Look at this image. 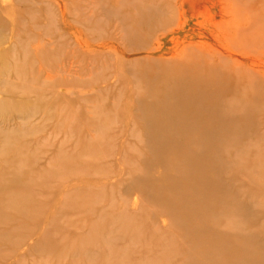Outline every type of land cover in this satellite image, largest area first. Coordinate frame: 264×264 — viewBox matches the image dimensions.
I'll return each instance as SVG.
<instances>
[{
    "label": "rangeland",
    "instance_id": "obj_1",
    "mask_svg": "<svg viewBox=\"0 0 264 264\" xmlns=\"http://www.w3.org/2000/svg\"><path fill=\"white\" fill-rule=\"evenodd\" d=\"M263 5L0 0V264H212L224 252L217 236L230 246L227 264H264ZM240 21L241 40L232 35ZM194 110L206 122L196 113L192 123ZM215 187L241 210L221 211Z\"/></svg>",
    "mask_w": 264,
    "mask_h": 264
},
{
    "label": "bare ground",
    "instance_id": "obj_2",
    "mask_svg": "<svg viewBox=\"0 0 264 264\" xmlns=\"http://www.w3.org/2000/svg\"><path fill=\"white\" fill-rule=\"evenodd\" d=\"M175 5H176V4H175ZM181 8H182V7H181ZM183 10H184V9H183ZM257 15H258V17H257V20H256V25H258L257 27H259L260 34H261V35H260V37H261V42H259V45H260V47H264V5H263V6H258V14H257ZM237 22H238V21H237ZM237 22H234V23L232 24V28L234 29L232 35L235 36V37H237V38H239V39L241 40V38H242V34H243L242 31H241V29L243 28V26H241V24H242L241 21H240V23H237ZM253 26H254V25H253ZM247 32H248V31H247ZM256 32H257V31H256V29H255V31L251 34V35H252L251 37H255L256 35H258ZM245 34H246V33H245ZM243 40L246 41V42L249 41V39H247V38H244ZM197 59H198V58H197ZM202 59H204V58H202ZM193 60H196V59H193ZM235 64H236V63H235ZM240 66H241V68H242V65H241V64H240ZM6 68H7L6 60H5V59H2V58L0 57V71L4 70V69H6ZM252 70H257V69H252ZM163 76L165 77V75H163ZM163 76H161V80H164V82H163V81H160L159 85H160V84H164L163 86H165V89H166L167 86H168L170 83L167 82L168 84L166 83L167 85H165V81H166V80L163 79V78H164ZM262 77L264 78V74H263ZM165 78H166V77H165ZM240 78H241V77H240ZM161 82H163V83H161ZM171 85H172V83H171ZM180 85H181V83H180ZM184 85H185V84L182 83V86H184ZM160 86H161V85H160ZM169 86H170V85H169ZM182 86H181V87H182ZM177 87H178V89H179V86H177ZM177 87L175 86V87H173V88L176 89ZM181 87H180V88H181ZM153 88H154V87H153ZM155 88H156V87H155ZM155 88L152 89V87H151L152 90H155ZM160 88H161V87L158 88L159 91H160L161 93H165V91L162 92V90H163L164 88L162 87V88H163V89L161 88L162 90H161ZM168 88H169V87H168ZM168 88H167V89H168ZM202 88L204 89V87H201V89H202ZM156 89H157V88H156ZM158 89H157V90H158ZM167 89H166V90H167ZM171 89H172V88H171ZM181 89H182V88H181ZM185 89H186V87H184V90H185ZM157 90H155V92H157ZM169 90H170V88H169ZM169 90H168V91H169ZM172 90H173V89H172ZM172 90H171V91H172ZM176 90H177V89H176ZM182 90H183V89H182ZM188 90H189V89H188ZM246 90H248V88H247ZM200 91L203 92V90H200ZM177 92L180 93L179 91H177ZM183 92L186 93V92H187V89H186L185 91H183ZM190 92H191V89H190ZM192 92H194V91L192 90ZM208 92H210V90H209ZM208 92H207V93H208ZM151 93H152V92H151ZM161 93H160V95H161ZM171 93H172V92H171ZM171 93L168 92V94H167V92H166V95H165V96L169 95V99H170V95L172 96ZM174 93H176V92H174ZM185 93H184V94H185ZM187 93H189V91H188ZM176 94H177V93H176ZM180 94H182V91H181ZM180 94H179V95H180ZM184 94H183V95H184ZM189 94H190V96H191V93H189ZM189 94H187V95L189 96ZM193 94H194V93H193ZM193 94H192V95H193ZM155 95H158V94L156 93ZM160 95H159V96H160ZM187 95H186V94L184 95V96L186 97V99H187ZM177 96H178V94L176 95V98H177ZM178 97H179L178 99L180 100V99H181L180 97H182V95H180V96H178ZM185 97H184V98H185ZM193 97H194V96H193ZM193 97H189V98H193ZM202 97H203V93H202ZM157 98H158V97H157ZM160 98H164V97H163V96H160ZM176 98H174V100H175ZM189 98H188V99H189ZM169 99H168V101H169ZM178 99H177V100H178ZM188 99H187V100H188ZM193 99H194V98H193ZM161 100H162V99H161ZM184 100H185V99H184ZM184 100H182V101H184ZM191 100H192V99H190L188 102L185 100L184 102H186V103H184V104L187 105ZM206 100H207V99H206ZM162 101H163V100H162ZM162 101H161V102H162ZM175 101H176V100H175ZM182 101H180V102L183 103ZM180 102H179V101H178V102H174L175 104H176V103L179 104V106L174 105V106H176V109H177V107H180ZM193 102H194V100H193ZM221 102H223V101H221ZM157 103L160 104L159 99H158ZM166 103H168V102H166ZM190 103H191V102H190ZM194 103H195L196 105H199V103L197 104L196 101H195ZM209 103H210V102H209ZM212 103H213V102H212ZM217 103H220V102H217ZM192 104H193V103H192ZM192 104H190V105L188 104V107H189V106H190V107H191V106L193 107ZM195 104H194V105H195ZM223 104H226V103L223 102L222 104H219V105L216 104V105H214V107L216 106L215 108H217V105L220 107V111H221L220 114H222V112H223L222 110L224 109ZM227 104H228V103H227ZM161 105H162V104H161ZM161 105H160V106H161ZM186 105H185V106H182V108H183V107L186 108ZM196 105H195V106H196ZM203 105H204V104H203ZM221 105H222V108H223V109L221 108ZM157 106H158V105H156V107H154V108H159V107H160V106H158V107H157ZM162 106L164 107L165 105L163 104ZM195 106H194V107H195ZM201 106H202V105H201ZM201 106H199V109H202V107H203V108L205 107V105L202 106V107H201ZM212 106H213V105H212ZM224 106H225V109L227 110V109H229V106H230V105L228 106V108H226L227 105H224ZM163 107H162V108H163ZM167 107H168V106H167ZM188 107H187V108H188ZM196 107H198V106H196ZM200 107H201V108H200ZM219 107H218V108H219ZM154 108H152V109H154ZM170 108H171V107H170ZM170 108H169V109H170ZM184 108H183V109L180 108L181 110H183L182 113L184 112ZM218 108H217V109H218ZM191 109H192V108H191ZM191 109H190V110H191ZM211 109H212V108H211ZM221 109H222V110H221ZM231 109H233V108H230V110H231ZM159 110H160V109H159ZM159 110H155V111H159ZM192 110H193V109H192ZM192 110H191V111H192ZM203 110H204V109H203ZM205 110H207V109H205ZM205 110H204V111H205ZM212 110H213V109H212ZM15 111H18V112H20V111H25L24 113H25V114H28V113L30 112V109L27 108V107H21V106H18V107L15 108ZM152 111H153V110H152ZM165 111H167V110L165 109ZM165 111H164V109H162L163 117H164V115H165V113H164ZM173 111L175 112L176 110L174 109ZM173 111H172V112H173ZM186 111H189V108L186 109ZM195 111H196V110H194V115H193V116L191 115L193 112H191V114L189 115V118H191V119H190L191 122H192V117L195 118V114L197 113V112H195ZM233 111L235 112V110H233ZM169 112H170V110H169ZM169 112H168V113H169ZM172 112H171V113H172ZM205 112H206V111H205ZM224 112H225V111H224ZM227 112H228V110L226 111V114H227ZM154 113H155V112L153 111V114H154ZM168 113H167V114H168ZM171 113H169L168 115L172 116V118H173V115H171ZM202 113H203V112H202ZM202 113H201V114H202ZM148 114H149V113H148ZM157 114H158V113H157ZM167 114H166V116H167ZM180 114H181V112H180ZM180 114H179V117H180ZM187 114H188V112H187ZM198 114H199V116H201L200 113L198 112V113L196 114V116H197L196 118H198ZM204 114H205V113H204ZM211 114H212V113H211ZM220 114H219V115H220ZM160 115H161V114H160ZM174 115H175V114H174ZM181 115H186V114L183 113V114H181ZM209 115H210V114H209ZM216 115H218V113H217ZM224 115H225V113H224ZM26 116H29V115H26ZM166 116H165V117H166ZM190 116H191V117H190ZM202 116H203V115H202ZM202 116H201V117H202ZM204 116L207 117V115H204ZM229 116H230V115H229V112H228V117H229ZM168 117H169V116H168ZM179 117H177V118H179ZM186 117L188 118V116H186ZM222 117L224 118L223 115H222ZM222 117H221V115H220L219 118L221 119ZM225 117H226V116H225ZM240 117H241V119L244 118V117L242 118L241 115H240ZM170 118H171V117H170ZM177 118H176V119H177ZM180 118H181V117H180ZM184 118H185V116H184ZM196 118H195V119H196ZM202 118L204 119L205 117H202ZM202 118H201V119H202ZM223 118H222L221 121H224V120L226 119V118H224V120H223ZM229 118H230V117H229ZM229 118H227V119H229ZM238 118H239V117H238ZM174 119H175V118H174ZM176 119H175V120H176ZM182 119H183V118H182ZM182 119H181V120H182ZM198 119H200V118H198ZM198 119H197V120H198ZM201 119H200V121L203 120V119H202V120H201ZM205 119H206V118H205ZM205 119H204V121L206 122V120L208 119V117H207L206 120H205ZM212 119H214V118L212 117ZM241 119H240V121H242ZM178 120H180V119H178ZM178 120L174 121V120L172 119V122L174 121L173 123H177V122H179ZM181 120H180V121H181ZM184 120H186V119H184ZM182 121H183V120H182ZM187 121H188V120H186V121H184V122H185L186 124H188ZM193 121H194V120H193ZM195 121H196V120H195ZM195 121L192 122V123H196V122H197V121H196V122H195ZM211 121L213 122V124H215V128H216V125H217V123L215 122L216 120H211ZM211 121H210V124L212 123ZM227 121H228V120H227ZM240 121L238 122L239 124L241 123ZM191 122H190L188 125H190ZM202 122H203V121H202ZM202 122H201V123H202ZM214 122H215V123H214ZM228 122H229V121H228ZM228 122H227V123H228ZM231 122H232V119H231ZM152 123H153V122H152ZM152 123H151V124H152ZM160 123H161V121H160ZM185 123H184L183 125H185ZM207 123H208V122H207ZM224 123H225V121H224ZM224 123H222L221 125H223ZM227 123H226V124H227ZM213 124H212V125H213ZM229 124H230V123H229ZM236 124H237V121H236ZM241 124H242V123H241ZM241 124H240V125H241ZM149 125H150V124H149ZM179 125H180V124H179ZM179 125H178V126H179ZM188 125H187V127H188ZM191 125H192V124H191ZM191 125H190V126H191ZM193 125H194V124H193ZM193 125H192V126H193ZM201 125H203V124H200L199 126L201 127ZM212 125H211V126H212ZM152 126L155 127L156 124H155V125L152 124L151 127H152ZM160 126H162V125H160ZM160 126H159V125L156 126L155 129H156V128L159 129ZM192 126H191V127H192ZM206 126L208 127V124H207ZM206 126H205V123H204V126H202V127H206ZM229 126H230V125H229ZM149 127H150V126H149ZM154 127L151 128V129H152V130H150L151 132L154 130ZM173 127H174V126H172V128H173ZM180 127H181L182 129H184V130L187 129L186 127H185V128H183L182 126H180ZM180 127H179V128H180ZM191 127H190V128H191ZM223 127H224V125H223ZM237 127H238V126H237ZM240 127H241V126H240ZM161 128H164V126H163V127H160V129H161ZM174 128H175V127H174ZM176 128H177V127H176ZM188 128H189V127H188ZM190 128H189V130H190ZM228 128H231V127H228ZM228 128H227V130L225 129L226 132H228V131L230 132V130H229ZM191 129H192V128H191ZM203 129H204V128H203ZM205 129H206V128H205ZM205 129H204V131L207 132V130H205ZM221 129H222V128H221ZM223 129H224V128H223ZM166 130H168V129L165 128V130H161L162 132H161V131H158V133H160V132H161V133H165L164 131H166ZM169 130H170V129H169ZM184 130H182V131L184 132ZM189 130H188V131H189ZM179 131H181V130H178V131H177V132L180 134ZM204 131H203V132H204ZM208 131H210V129H208ZM151 132H150V133H151ZM154 132H157V131L154 130ZM166 132L168 133V131H166ZM169 132H170V131H169ZM183 132H181V134H182ZM185 132H186V131H185ZM200 132H201V131H200ZM167 133H166V134H167ZM188 133H190V132H188ZM207 133H208V132H207ZM153 134H154V133H153ZM153 134H152V135H153ZM183 134H184V133H183ZM198 134L201 135L200 133H198ZM204 134H206V133L204 132ZM206 135H207V134H206ZM208 135H209V134H208ZM160 136H161V134H160ZM188 137H189V136H188ZM188 137H186V138H188ZM196 138H197V137H196ZM196 138H195V139H196ZM202 138L204 139L205 137H202ZM195 139H194V140H195ZM197 139L199 140V139H200V136H199ZM203 139H202V140H203ZM210 139H211V138H210ZM166 140H167V139H166ZM191 140H192V139H191ZM191 140H190V141H191ZM204 140H206V138H205ZM204 140H203V141H204ZM208 140H209V139H208ZM208 140L206 141L207 144L210 142V140H209V141H208ZM164 141H165V140H164ZM185 141H186V140H185ZM185 141H184V142H185ZM187 141H188V140H187ZM187 141H186V143H187ZM195 141H196V140H195ZM193 142H194V141H193ZM198 142H199V141H198ZM198 142L196 141V142H194V143H195V144H198ZM204 142H205V141H204ZM211 142H212V140H211ZM211 142L209 143V146H211V147H213L214 145L217 144V143L214 144V142H213V144H211ZM189 143H192V142H189V141H188L187 144H189ZM199 143H200V142H199ZM163 144L165 145V143H163ZM184 144H185V143H184ZM187 144H186V146L184 145L183 148H184V147H185V148H188V147H187ZM210 144H211V145H210ZM222 144H223V143H222ZM181 145H182V144H181ZM193 145H194V144H193ZM198 145H199V144H198ZM201 145H202V144L200 143V146H201ZM167 146H168V145H166V147H167ZM191 146H192V145H190V149H192ZM204 146H205V144H204L202 147L204 148ZM220 146H221V145H220ZM220 146H219L218 148H216L217 150L215 149L216 152L219 150ZM178 147L180 148V146H178ZM215 147H216V146H215ZM222 147H223V149L225 148V147H224V144H223ZM179 148H178V149H179ZM183 148H182V150H184ZM206 148H208V147H206ZM211 149H212V148H210L209 150L211 151ZM185 150H186V149H185ZM187 150L189 151V149H187ZM220 150H221V149H220ZM220 150L217 152L218 154H219ZM225 150L227 151L226 148H225ZM178 151H180V150H178ZM212 151H213V150H212ZM181 152H182V151H181ZM181 152H179L178 155H180ZM183 152H185V151H183ZM190 152H191V151H190ZM192 152H193L194 155H195V152H194L193 150H192ZM223 152H224V151L221 150V153H222V154H224ZM188 153H189V152H188ZM205 153H206V152H204L203 154L205 155ZM221 153H220V154H221ZM203 154H202V156H204ZM206 154H207V153H206ZM208 154H209V153H208ZM210 154H211V153H210ZM181 155H182V154H181ZM197 156H198V155H197ZM200 156H201V155H200ZM205 156H207V155H205ZM209 156H210V158L212 157L211 155H209ZM216 156H217V155H216ZM221 156H222V155H221ZM221 156H220V157H221ZM189 157L192 159V160H191V159H190V160H191L192 162H194L193 160H195V159H193L191 156H189ZM220 157H219V158H220ZM179 158H180V157H179ZM182 158H185V157L183 156ZM201 158H202V157H201ZM203 158H204V157H203ZM205 158H206V157H205ZM207 159H209V157H208ZM174 160H176V159H174ZM174 160H173V162H175ZM181 160H182V159H181ZM181 160H180V161H181ZM183 160H184V159H183ZM186 160H189V158H187ZM186 160H185V161H186ZM209 160L211 161V159H209ZM209 160H208V161H209ZM195 161H198V160H195ZM176 162H177V161H176ZM204 162H205V161H204ZM170 163L172 164L171 159H170ZM170 163H169V166L171 165ZM194 163H196V162H194ZM194 163H193V164H194ZM197 163H199V162H197ZM200 163L202 164V162H200ZM208 163H209V162H208ZM179 164H180V163H179ZM193 164H188V163H187L188 166H189V165H193ZM173 165H176V164H172V166H173ZM184 165L186 166V164H184ZM197 165H198V164H197ZM203 165H204V163H203ZM193 166H194V165H193ZM206 166H207V164H206ZM175 167H178V165L175 166ZM175 167H174V168H175ZM183 167H184V166H183ZM190 167H191V166H190ZM190 167H189V168H190ZM195 167H196V169H199L201 166H200L199 168H197L198 166L195 165ZM202 167H203V166H202ZM202 167H201V170H203ZM165 168H166V167H165ZM178 168H180V167H178ZM189 168L187 169V171L190 170ZM175 169H177V168H175ZM183 169H184V168H183ZM192 169H193V167H192ZM165 170H166V169H165ZM167 170H168V169H167ZM180 170H181V169H179V171H180ZM201 170H200V173H198L199 171H197L196 173H198L199 175H202V174L204 175V172L202 171V172H203V173H202ZM177 171H178V170H177ZM179 171H178V172H179ZM182 171H184V170H181L180 173H181ZM185 171H186V169H185ZM191 171H193V170H191ZM165 173H166V172H165ZM165 173H163V174H165ZM180 173H178V174H180ZM188 173H189V172H187V174H188ZM201 173H202V174H201ZM178 174H177V176H179ZM190 174H192V173H190ZM167 175H168V174H167ZM182 175H183L182 177H184V173H183V172H182ZM185 175H186V173H185ZM203 175H202V177H204V178L201 179L202 181L205 180V176H203ZM188 176H189V175H188ZM210 176H213V174L211 173ZM168 177H169V176H168ZM180 177H181V176H180ZM180 177H179V179H180ZM189 177L191 178V176H189ZM202 177H201V178H202ZM214 177H215V176H214ZM163 178H164V177H163ZM166 178H167V177H166ZM176 178H177V177H176ZM176 178H175V179H176ZM171 179H172V178H171ZM182 179H183V178H182ZM187 179H188V178H186V182H184V183H187ZM211 179H212V177H211ZM164 180H166V179H164ZM173 180H174V179H173ZM189 180H190V179H189ZM189 180H188V181H189ZM168 181H171V182H172V180H170V179H168ZM177 181H181V180H177ZM177 181H175V182H177ZM190 181H191V180H190ZM202 181H201V182H202ZM209 181H211V180H209ZM191 182H192V181H191ZM206 182H207V181H206ZM216 182H217V180H216ZM216 182H215V184H216ZM169 183H170V182H169ZM169 183H168V185H169ZM173 183H174V181H173ZM173 183H172V185H177V184H173ZM178 184H179V183H178ZM202 184H203V183H202ZM205 184H206V183H205ZM186 185H187V184H186ZM218 185H219V183H218ZM218 185H217V186H218ZM170 186H171V185H169V189H170V191H171L173 188H175V187H172V189H171ZM180 186H181V184H180L178 187H180ZM165 187H166V190H168L167 185H166ZM165 187H164V188H165ZM185 187H186V186H185ZM204 187H205V185H204ZM158 188L161 189V187H158ZM205 188H206V187H205ZM207 188H208V185H207ZM220 188H224V187L222 186V187H220ZM175 189H176V190H175ZM175 189H174L175 191H174V190H172V191H174V192L178 191L177 188H175ZM181 189H182V187H181ZM185 189H186V188H185ZM188 189H189V187H188ZM188 189H186V190H188ZM211 189H212V188H211ZM211 189H209V190H210V194H213V193L219 192V193H217V195H216L215 197L213 196L214 194L211 195V196H212V198L214 199L213 201H215V203H217L218 205L221 204L220 207H219L220 210H221L222 207H223L222 210L224 209V211L226 210L225 208H227V209L229 208L230 210H227L228 213H229V211H231V213H232V212L234 213V211H236V210H238V209L241 208L240 205H237V206L240 207V208H235V206H230L229 204H226V203L228 202V201H227L228 196H227V198H225L224 195H223L224 193H222V194L220 193V191H221V192L223 191L222 189H220V191H218L219 188H218V190H217V188L215 187V189L217 190L216 192H212ZM215 189H214V190H215ZM161 190H163V189H161ZM179 190H180V189H179ZM203 190H204V188H203ZM212 190H213V189H212ZM214 190H213V191H214ZM157 191H158V189H157ZM168 191H169V190H168ZM170 191H169V192H170ZM172 191H171V192H172ZM158 192H159V191H158ZM174 192H173V193H174ZM188 192H189V190H188ZM207 192H208V191H207ZM223 192H224V191H223ZM179 193H180V192H179ZM179 193H177V195H178ZM185 193H186V192H185ZM185 193H182V194H185ZM202 193H203V192H202ZM189 194H190V193H189ZM189 194H188V195H189ZM199 194H200V193H197V195H196L197 198H198V196L200 197ZM204 194H205V193H204ZM204 194L201 195V196L204 197ZM210 194H209V195H210ZM190 196H191V195H190ZM194 196H195V195H194ZM209 197H210V196H209ZM209 197H208V198H209ZM191 198H193V196H191ZM197 198H196V199H197ZM200 198H201V197H200ZM210 198H211V197H210ZM212 198H211V199H212ZM188 199H190V197H189ZM204 199H205V201L207 200L206 197H204ZM193 200H194V202H195V199H193ZM197 200H201V199H197ZM176 202H178V200L175 201V205H176ZM179 202H180V201H179ZM179 202H178V203H179ZM189 202H190V201H189ZM196 202H197V201H196ZM208 202H210V201L208 200ZM178 203H177V204H178ZM205 203H206V202H205ZM210 203H211V202H210ZM212 203H213V202H212ZM168 204H169V203H168ZM187 204L189 205L190 203H187ZM187 204H186V206H187ZM193 204H194V203H193ZM193 204H191V205L193 206ZM203 204H204V202L201 203V205H203ZM173 205H174V204H173ZM175 205H174V206H175ZM183 205H184V202H183ZM191 205H189V206H191ZM195 205H198V202H197V204H195ZM228 205H229V206H228ZM180 206H181L180 204H179V206H177V210H179L178 207H180ZM192 206H191V209H192ZM212 206H213V205H212ZM175 207H176V206H175ZM175 207H173V208H175ZM183 207H184V206H183ZM193 207H194V206H193ZM196 207H197V206H195L193 209H195ZM203 207H204V205H203ZM216 207H217V206L215 205V208H216ZM170 208H171V207H170ZM197 208H198V207H197ZM199 208H200V207H199ZM212 208H213V207H212ZM242 208H243V207H242ZM184 209H185V208H184ZM186 209H188V207H187ZM186 209H185V210H186ZM171 210H173V209H171ZM180 210H181V209H180ZM195 210H196V209H195ZM199 210H201V209H199ZM215 210H216V209H215ZM222 210H221V211H222ZM240 210H241V209H240ZM175 211H176V209H175ZM202 211H203V210H202ZM216 211H218L217 213H219V214L221 213V211L219 212V210H216ZM176 212H177V213L174 214V215H177V214H178V215H181L180 212H178V211H176ZM181 212H182V211H181ZM203 212H204V211H203ZM212 212H213V211H212ZM214 212H215V211H214ZM214 212H213V213H214ZM243 212H244V211H243ZM173 213H174V212H173ZM197 213L199 214V211H198ZM213 213H212V214H213ZM224 213H225V212H224ZM198 214H197V215H198ZM201 214H203V213H201ZM222 214H223V213H222ZM184 215H185V213H184ZM197 215H195V218H197V217H196ZM217 215H218V214H217ZM198 216H200V215H198ZM208 216H210V215H208ZM239 216H241V215L239 214ZM243 216H244V215H243ZM174 217H175V216H174ZM181 217H182V216H181ZM185 217H186V216H185ZM210 217H211V216H210ZM213 217H216V214H215V216H213ZM213 217H211V218H213ZM176 218H177V217H175V219H176ZM178 218H180V216H178ZM180 219H182V218H180ZM184 219H185V218H184ZM186 219H187V218H186ZM188 219H189V218H188ZM214 219H215V218H214ZM182 220H183V219H182ZM195 220H196V219H195ZM190 221H191V220H190ZM215 221H216V220H215ZM189 223H190V222H189ZM207 223H208V222H207ZM191 224H192V223H191ZM207 225H208V224H207ZM210 226H211V225H210ZM189 228H190V227H189ZM207 237H208V236H207ZM215 237H216V234H215ZM236 237H237V236H236ZM216 239H217V240H215V238H214L213 241L215 240V242H216L217 244H219V247H221L222 250H223L224 252H223L220 256H214L213 261L215 260L214 262H216V264H218V263H219V264H227V258H226L225 252H226V247H227V250H228L230 246H229V247H228V246L224 247L225 242H222V243H221V242H220L221 239H220L218 236L216 237ZM228 239H229V238H228ZM238 239H239V238H238ZM207 240H208V239H207ZM218 240H219V241H218ZM205 241H206V240H205ZM208 242H209V241H208ZM243 242H244V239H243ZM213 243H214V242H213ZM231 244H232V247H233V248H235V249H237V248L241 249V248H240L241 246H239V244H238V240L234 239V241H232ZM244 244H246V243H244ZM193 246H194V245H193ZM216 246H217V245H216ZM245 246H246V245H245ZM247 247H248V246H247ZM243 249H244V248H243ZM249 249H250V248H249ZM194 250H195V249H193V251H194ZM241 250H242V249H241ZM196 252H197V250H196ZM197 255H198V254H197ZM238 255H239V256H238L237 258L239 259V257H240L241 255H243V252L238 251ZM212 257H213V256H212ZM210 258H211V256H210ZM190 260H191V259H190ZM239 260H240V259H239ZM188 261H189V260H188ZM191 261H192V260H191ZM213 261H211L212 264H214ZM243 261H244V260H243ZM194 262L196 263V261H194ZM233 262H234V261H233ZM239 262H240V261H239ZM187 263H188V262H187ZM242 264H243V263H242ZM253 264H254V263H253Z\"/></svg>",
    "mask_w": 264,
    "mask_h": 264
}]
</instances>
